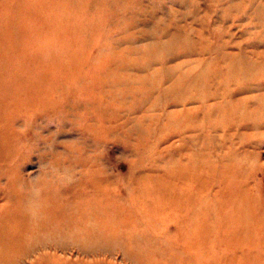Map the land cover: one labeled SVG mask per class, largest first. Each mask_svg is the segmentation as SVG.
I'll return each instance as SVG.
<instances>
[{"label": "rangeland", "instance_id": "rangeland-1", "mask_svg": "<svg viewBox=\"0 0 264 264\" xmlns=\"http://www.w3.org/2000/svg\"><path fill=\"white\" fill-rule=\"evenodd\" d=\"M104 4L107 3L103 0H0V61L5 64L0 66L1 75L12 78L17 75L25 87L45 88L35 97L39 100L35 101L37 104L29 106L25 115L16 116L22 126H28V134L20 133L21 129L12 123L1 127L0 140H17L18 149L10 158L14 163L11 171L5 164L9 157L1 154L0 178L9 173L19 176L18 182L27 185V193L32 191L27 183L31 179L32 183L35 181L33 189L40 192L55 189L71 195L74 188L95 189V200L107 213L124 211L137 216L136 221L124 218L115 222L114 227L135 231L138 226L143 228L146 241L142 244L149 248L154 263L158 259L159 264H264V90L255 92L258 96L253 95L246 106L249 117L255 115L257 121L244 122L248 128H241L240 132L247 131L250 139H234L236 150L243 154L235 157L228 140L234 132L230 125L237 118L230 114L224 120L218 114L220 108L215 112L211 107L199 108L216 123L205 128L203 139H196L193 134L194 142L184 145L177 132L167 135L160 131L152 135L159 121L167 125L166 113L178 115L180 110L196 106L178 105L179 84H174V89L166 94L167 86L162 88L164 80L153 81L151 90L149 75L141 73L149 67L154 72V64L157 68L164 64L177 69L176 61L181 58L175 50L185 46L191 51L188 59H193L186 70L187 79H191L198 72L195 74L199 48L214 55L218 45L229 40L235 59L260 60L264 72V0H128L111 6L110 14L119 12L117 18H112L116 22L123 20L124 14H149V25L154 23L153 28L177 32L174 51L171 47L156 49L153 43L160 39L158 33L149 31L144 39L139 23L136 33L113 28L107 34L105 25L95 33L98 24L94 18L86 23L84 19L88 14L101 15L102 7L110 6ZM108 37L117 42H110L114 45L112 49L120 51L127 47L126 40L134 38L141 45L135 56L149 55V48L153 49L149 58L153 65L149 66V61L142 64L133 72V80H127L126 71L122 76L115 73L122 62L102 50L101 38ZM238 50L242 53L236 54ZM208 70H212L211 62ZM18 87L23 89L22 85ZM205 90L212 92L208 87ZM190 91L194 95L199 93L198 88ZM59 106L70 109L62 115ZM7 131L11 134L9 138ZM23 146H28L24 155ZM185 167L187 172L182 170ZM200 174L211 180L207 190L216 193L198 192L201 199L191 198L196 201L195 207L184 211L183 215L189 214V218L181 225L177 220L181 210L170 208L164 201L166 194L159 190L161 180L156 182V178L162 175L177 200L185 195L182 176L189 188L195 190ZM9 184L14 190L1 181L0 194L10 189L14 197L20 186L16 181ZM234 186L245 190V204L252 207H232L237 216L242 209L245 212L241 221L237 220L240 226L231 216H224ZM155 193L160 197L158 201L165 204L161 207L158 203L157 207H161L158 213L149 208ZM189 199L186 201L191 207ZM248 210H254V215L250 212L246 215ZM228 218L230 221L225 220ZM183 225L185 230L181 231ZM106 234L113 235L111 231ZM101 235L100 232L96 239H103ZM55 249L57 252L50 255L38 256L36 264L87 263L77 252ZM101 255L107 258L101 264H137L123 262L118 252Z\"/></svg>", "mask_w": 264, "mask_h": 264}, {"label": "bare ground", "instance_id": "bare-ground-1", "mask_svg": "<svg viewBox=\"0 0 264 264\" xmlns=\"http://www.w3.org/2000/svg\"><path fill=\"white\" fill-rule=\"evenodd\" d=\"M103 1L110 5L109 8L108 6L102 7L101 15L98 14L97 16L88 14V17L84 19V23H86V21H91L94 18V23L97 22L98 24V29L95 33L100 32L101 25L106 26L108 31L107 34L111 33L110 31L113 28L118 31L130 30L136 33L137 31L135 29L138 27L139 23L143 32L141 34H143L144 39H147L146 35H149V31L158 33L160 39L158 38L153 43V46H156V49L159 48L160 50H163L171 47L174 51L173 47L176 44L177 38L175 34H177V32L171 33L169 28H158L157 26V28H153L154 23L149 25V14H145L144 16L141 14H124L123 20L116 22L112 18H117L119 12L116 14H110L109 12H112L110 11L111 6L117 2L124 4L128 0ZM155 21L157 22L156 18ZM137 37L138 34L136 35V40ZM163 37L169 39H164ZM109 40V37L107 39L101 38V43L103 44L102 50L119 59L118 63L122 62L116 66L114 72L121 76L123 72H128L127 75H125L127 76V80H133V72L140 68L142 64L149 61V66L153 65L154 61H152V59L149 60V58H152L150 50H153L149 48V42H147L149 55L139 54L135 56V54H138V47L141 48V45L136 43L134 38L126 40L127 47L122 51L112 49L114 45L112 46L111 43L115 44L117 42H115V39ZM182 43L184 44L183 41ZM218 46L219 49H216L214 55L213 53H210V51H203L202 47L199 48V58L195 74L196 71L198 72L196 76L191 79H187L188 74L186 70L188 64L193 59H188L191 51L185 46L179 50H175L179 52V58H181L176 61L178 62L176 65L177 69L164 66V64L157 68V65L154 64V72L149 71L152 67H149L147 71H141L145 77L149 75V89L152 90L151 85L153 81L158 82L164 80L162 88L167 86L166 89L164 87V93L169 94L170 90L174 89L172 86L174 84H179L180 90L178 92L181 99H176L178 105L187 106L191 104L196 106H188V110H180L178 115H175L174 112L172 115L166 113L169 120L167 125H164L159 121L158 127L154 125L151 133L154 135L156 133L158 134L160 131H164V134L169 135L171 132H177L176 134L179 135V138L183 141L184 145L188 142H194L192 140L193 134H196V139H203L206 134V132H204L205 128L216 123L211 121V117L208 116L207 113L199 111V108L202 106L208 108L211 107L214 109V112L218 110L217 108H220L218 114H220L224 120L227 117H231L230 114H233V116L237 118L232 122V125H230V129L232 128L234 132L230 133L228 141L231 142L229 148L232 150L234 156L241 157L243 154L236 150L237 147H235L234 139L238 138L241 141L245 138L250 139L249 133L247 131L241 133L240 129L248 128V125L244 126V122L248 119L251 120L250 122L252 123H256L257 121L255 115L252 118L249 117L247 113L248 108H246V106H249V100L252 99L255 92L259 93L264 90V72H262L263 64L260 60L249 61L247 59H235L232 56L233 53L230 52V40L228 43L225 42L223 45ZM256 46L259 47L257 44ZM244 51H246L245 48H243V53ZM237 53H242V50H238L236 54ZM159 55L161 56V51H159ZM210 62L212 70H208ZM0 63L2 68L4 63L1 61ZM157 74H161V76L158 77ZM20 83L17 75L15 78H12L4 77L0 73V137L1 127L8 123H12L13 126L19 127L21 129V131L18 130L20 133L28 134V126H22L16 116L21 113L25 115V110L28 109L29 106L37 104L36 102L39 100L35 97L45 89L40 87H38V89L34 87L29 88ZM168 83L169 85H167ZM18 85H22L23 89H19ZM205 87H208L212 92H207ZM192 88H198L199 93L194 95V91H190ZM251 93L252 96H247V94ZM29 94L32 96H29ZM254 96L257 97L258 95ZM215 99H219V101L212 103ZM263 105L264 98L262 106ZM151 108H154V106H151ZM67 109L70 108H67V106L58 107V111L62 115L67 112ZM149 120H152V118L149 117ZM149 120H147V122H149ZM6 136L8 138L11 136L9 131H7ZM26 141H28V139ZM21 143L25 144L24 141ZM17 147V140L13 142L6 139L2 141L0 140V157L2 153L9 157L8 159H5V164L9 171H11V168L14 165V163L10 161V158L13 155V152L15 150L17 151ZM27 147L28 146H23L21 149L23 155L25 154V149ZM191 153L193 154V151ZM246 153L248 155L250 154L249 151H246ZM191 160L192 159H190V162ZM16 165L22 167L21 164ZM182 170L187 172L188 168L185 167L182 168ZM179 173L184 174V172H178V174ZM166 177L169 179L168 175ZM198 177V186L193 190L189 188L185 176H182L183 182L181 183V187H183L182 192L185 193V195L183 199L180 196L177 200H175V197L170 193L169 190H171V187L165 184L162 175L156 178V182L161 180L158 185L159 190H162L163 195L166 194L164 201L167 202L170 208H179L181 210V216L177 218V220L181 221V225L183 221H187L189 218V214L183 215L184 211L187 209L189 212L190 209L195 207L196 201H192L191 198L201 199L198 192H207V188L212 185L211 180H208L207 177H203L202 174ZM168 179L166 180L167 182ZM19 180V176L14 177L10 173L0 178V183L2 181L9 187V182L12 181H16L20 186L18 191L15 189L17 193L14 197L12 196V193H10V189H6V191L4 189L3 193L0 194V264H36L39 259L38 256L41 254L50 255L57 252L55 249L57 247H59L58 250L60 251L69 249L70 252H77L78 255H82L81 260L88 264H101L104 261H107L106 257H101V253L105 254V252L111 255H114L116 252L121 253L123 256V262L129 261L131 263L136 262L137 264L160 263L158 259L155 263L151 260L149 256V248H146V246L142 244V242L144 243L146 241L145 234L142 232L143 228L140 229L138 226V228H136L137 231H135L133 228H130L129 230H121V228H119L116 230L114 227L116 223L124 218L136 221L137 216L124 211L116 212L115 214L107 213L105 208L102 205H99L101 203L96 202L95 198L97 197L93 195V193H95V195L97 193L95 189L94 191L90 188L76 191V188H74L71 195H67V191L55 189L40 192L33 189L35 181L33 180L32 183L31 179L28 180L27 183L32 187V191L31 193H27V185L23 181L18 182ZM181 187H178L179 191L181 190ZM234 187L235 190H233V194L227 199V201L229 200V204L225 209L226 212L224 213V216H231L234 218L233 221L236 222L239 219V221H241V218L245 216L243 209L246 204L243 195L245 194V190L243 192L238 187ZM208 192L213 195L216 193V191ZM188 197L192 202L191 207L188 206L186 201ZM154 198L152 204L149 203V208L151 207L153 210L157 211L156 213H158L160 211L158 208L163 207L165 204L158 201L160 197L157 193L154 194ZM208 198H210V196ZM239 198H242L243 200H240ZM238 200H240V202ZM158 203H160L159 205L161 207H157L159 206ZM235 205L243 206V209L238 216L236 209L232 208ZM228 207L230 208V212L228 211ZM250 208L252 207L250 206ZM257 209L261 210L259 206ZM144 210L151 211L147 208ZM169 211H171V209ZM249 212L251 216L254 215V210L246 211V215H248ZM143 213H146V211ZM225 220L230 221L229 218ZM239 221L236 222L238 226H240ZM105 223L106 225H103ZM184 230L185 225L182 226L181 231ZM109 231H111L113 235L106 234V232ZM100 232L103 239H96ZM235 241L237 246H239L240 242L237 237ZM111 247L116 249H111ZM111 264L114 263L111 262Z\"/></svg>", "mask_w": 264, "mask_h": 264}]
</instances>
